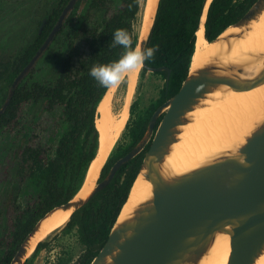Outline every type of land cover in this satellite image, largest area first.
Returning a JSON list of instances; mask_svg holds the SVG:
<instances>
[{"label": "trees", "instance_id": "16d2710c", "mask_svg": "<svg viewBox=\"0 0 264 264\" xmlns=\"http://www.w3.org/2000/svg\"><path fill=\"white\" fill-rule=\"evenodd\" d=\"M255 1L212 0L205 20L206 38L210 41L216 39L230 24L237 22ZM107 2L113 3V0H93L87 10L88 19L93 18L100 9L106 10L102 28L91 30L83 26L81 29L89 46V54L78 59L74 66L73 56L77 47L70 41L69 51L57 80L48 85L37 82L26 86L21 85L23 78L16 87L10 104L0 115V129L5 128L8 132L22 128L23 113L28 114L31 107L37 104H45L44 110L48 112L60 106L61 119L66 122L55 147L42 141L39 134L27 137L28 133L22 128L21 142L8 153V161H15V179L5 200V228L0 235V246L5 247L6 264H10L21 243L41 217L75 196L90 163L96 157L100 137L96 126L98 105L110 87L101 86L89 74L90 69L95 64H108L118 60L123 54L124 49L121 46H113L114 30L126 29L133 37L134 47L138 46L139 41L134 23L141 8V0H120L115 9H106L104 6ZM205 2L206 0H159L146 45L155 46L157 50L150 60L145 61L146 67L143 70L165 66L170 69L169 80L166 81L167 70L156 71L164 77L160 98L131 144L125 149L118 148V151L108 157L98 181L103 180L112 165L140 141L154 111L181 88L190 70L196 31ZM42 41L41 35H38L24 47L21 55L8 58L2 64L0 80L5 79L11 85ZM26 105L31 107L25 110ZM161 118L162 116L158 123ZM149 147L150 143L141 153L124 163L105 188L71 214L65 228L76 226L80 240L85 245L77 264H90L104 246ZM36 176H43L45 183L36 199L22 207L18 203L21 188L27 179ZM45 244L44 241L39 242L36 249L44 247Z\"/></svg>", "mask_w": 264, "mask_h": 264}, {"label": "water", "instance_id": "95a60500", "mask_svg": "<svg viewBox=\"0 0 264 264\" xmlns=\"http://www.w3.org/2000/svg\"><path fill=\"white\" fill-rule=\"evenodd\" d=\"M76 1L70 0L49 36L13 80L0 115L10 104L19 82L53 40ZM211 1L206 0L201 20L204 14L207 16ZM158 5L159 0L154 11L145 19L144 32L136 48L147 45ZM263 11L264 0H256L237 22L229 26H245ZM142 66L146 67L145 62ZM148 70H167L166 81L169 80L170 69L165 66L148 67ZM263 83L264 63L258 69L246 63L214 59L194 71L190 69L179 91L154 111L140 141L112 165L103 180H96L88 195L78 196L80 187L72 199L41 217L10 264L24 263L32 237L47 217L58 209L71 210L72 214L84 206L113 180L124 163L141 153L149 142L151 144L138 175L144 170V177L152 183V196L139 202L129 217L119 220L137 175L108 239L90 264H200L218 233L230 234L231 252L227 264H255L264 251V120L236 151L214 156L199 167L175 174L165 169V160L173 144L179 140L182 126L190 122L189 112L200 105L209 93L225 87L248 90Z\"/></svg>", "mask_w": 264, "mask_h": 264}, {"label": "rangeland", "instance_id": "374dc122", "mask_svg": "<svg viewBox=\"0 0 264 264\" xmlns=\"http://www.w3.org/2000/svg\"><path fill=\"white\" fill-rule=\"evenodd\" d=\"M92 1L86 0L70 11L65 18L62 32L39 58L31 72L24 77L21 85L31 86L37 82L47 85L54 83L61 73L62 63L68 54L70 41H73L77 47V52L73 56L74 66L77 65L78 59L89 54V46L81 29L83 26L91 30L102 28L106 13V10L102 8L95 11L96 15L93 18H86L89 4ZM119 3L120 0H113V3L107 2L104 7L115 9ZM144 3L145 0H141V8L134 23L135 33L139 37L144 32L146 25ZM61 5L62 0H0V70L8 58L18 54L21 45L31 41V35L42 18L54 9L60 8ZM163 85L162 74L151 70L144 71L143 66L141 67L135 89L130 99L127 100L129 114L126 126L114 143L108 157L114 151H118V148L125 149L131 144L140 127L146 122L151 109L160 98ZM10 88L11 85L7 80H0V106ZM126 91L127 78L125 76L109 91L110 108L114 116L120 113L126 102ZM44 105L25 106V110L30 107L31 110L28 114L23 113L22 128L24 132L28 133L27 137L39 134L42 141L55 147L66 127V122L61 119L60 106H56L55 110L48 112L44 110ZM22 128L14 129L11 132L6 131L5 128L0 129V235L5 228V200L15 179V161L12 159L8 161V153L17 148L21 142ZM44 183L43 176L27 179L21 188L18 203L22 207L31 204ZM43 241L46 242L45 246L38 250L35 248L25 258L23 264H77L79 256L85 249L76 226L68 229L64 225ZM0 264H6L4 245L0 246Z\"/></svg>", "mask_w": 264, "mask_h": 264}, {"label": "bare ground", "instance_id": "6f19581e", "mask_svg": "<svg viewBox=\"0 0 264 264\" xmlns=\"http://www.w3.org/2000/svg\"><path fill=\"white\" fill-rule=\"evenodd\" d=\"M157 2L145 0L146 20ZM205 17L204 14L200 29L196 31L191 71L214 59L246 63L258 69L263 66L264 11L245 26H229L212 42L205 37ZM141 67L142 64L124 75L127 78L126 102L117 116L112 114L110 108L109 91L112 86L98 106L96 126L100 134L99 148L86 171L78 196L88 195L96 185L103 164L126 126L129 114L127 100L135 89ZM188 115L190 122L182 126L179 140L173 144L165 160V169L175 174L199 167L214 156L236 151L245 143L248 135L264 120V83L248 90L237 91L225 87L211 92ZM143 171L134 183L119 220L129 217L139 202L152 196V183L144 177ZM70 215L71 210L58 209L47 217L41 229L32 237L28 253L35 250L39 241L66 225ZM230 252V234L218 233L200 264H227ZM255 264H264V251Z\"/></svg>", "mask_w": 264, "mask_h": 264}, {"label": "clouds", "instance_id": "9594fccd", "mask_svg": "<svg viewBox=\"0 0 264 264\" xmlns=\"http://www.w3.org/2000/svg\"><path fill=\"white\" fill-rule=\"evenodd\" d=\"M112 43L124 49L120 58L108 64H95L89 72L103 87L118 84L127 72L150 60L157 50L155 46L134 47L132 35L122 28L114 30Z\"/></svg>", "mask_w": 264, "mask_h": 264}, {"label": "flooded vegetation", "instance_id": "af4514ba", "mask_svg": "<svg viewBox=\"0 0 264 264\" xmlns=\"http://www.w3.org/2000/svg\"><path fill=\"white\" fill-rule=\"evenodd\" d=\"M84 1H86V0H77L76 2H75V4H74V6L67 12V14H66V16H65V18H67V16L69 15V13H70V11L76 6V5H79L80 3H82V2H84ZM70 2V0H62V5H61V7L60 8H57V9H54L50 14H48L47 16H44L43 18H42V20L40 21V23H39V25H38V27L35 29V31L32 33V35H31V40L33 41V40H35L36 38H37V36L38 35H41V37H42V39H43V41H42V44L44 43V41L46 40V38L49 36V34H50V32L52 31V29L55 27V25L57 24V22H58V19H59V17H60V15L62 14V12H63V10H64V8L68 5V3ZM91 3L92 2H90V4H89V7L91 6ZM89 9V8H88ZM58 14V15H57ZM65 18H64V20H63V22H62V25H61V27H60V29L58 30V32L55 34V36H54V38H53V40L50 42V44L55 40V38L60 34V32H62V30H63V25H64V21H65ZM45 21V22H44ZM43 22H44V24H43ZM43 25V26H42ZM41 44V45H42ZM50 44L48 45V47L43 51V53L49 48V46H50ZM26 45H28V42H27V44H25V45H21V47L19 48V50H18V56H19V54L22 52V50L24 49V47L26 46ZM40 45V46H41ZM40 48V47H39ZM38 48V49H39ZM37 49V50H38ZM37 50H36V52H37ZM36 52H35V54H36ZM43 53L39 56V58L43 55ZM34 54V55H35ZM21 55V54H20ZM33 55V56H34ZM39 60V59H38ZM37 60V61H38ZM36 61V62H37ZM36 64V63H35ZM34 64V65H35ZM33 68V67H32ZM32 68L30 69V71L28 72V73H30L31 72V70H32ZM27 73V74H28ZM0 74H1V72H0ZM26 74V75H27ZM10 91V90H9ZM9 94V93H8ZM8 96V95H7ZM7 96H5L4 97V99H3V102H2V105L0 106V108L3 106V104H4V102H5V100H6V98H7ZM100 104V103H99ZM99 106V105H98ZM99 116V115H98ZM159 120V119H158ZM148 126V125H147ZM157 126H158V121H157V124H156V127H155V129L157 128ZM100 138V137H99ZM150 143V142H149ZM148 143V144H149ZM147 144V145H148ZM151 144V143H150ZM146 148V147H145ZM93 161V160H92Z\"/></svg>", "mask_w": 264, "mask_h": 264}]
</instances>
